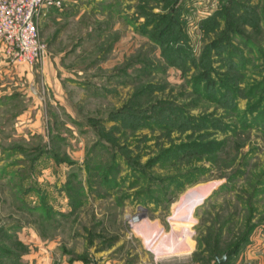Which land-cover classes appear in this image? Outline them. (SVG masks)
I'll return each mask as SVG.
<instances>
[{
  "label": "rangeland",
  "instance_id": "374dc122",
  "mask_svg": "<svg viewBox=\"0 0 264 264\" xmlns=\"http://www.w3.org/2000/svg\"><path fill=\"white\" fill-rule=\"evenodd\" d=\"M167 1L60 0L41 58L1 48L0 264H264L263 0H229L208 62L226 0ZM170 11L179 56L150 38ZM184 206L186 250L159 255L146 231L168 240Z\"/></svg>",
  "mask_w": 264,
  "mask_h": 264
},
{
  "label": "built area",
  "instance_id": "2783aa9c",
  "mask_svg": "<svg viewBox=\"0 0 264 264\" xmlns=\"http://www.w3.org/2000/svg\"><path fill=\"white\" fill-rule=\"evenodd\" d=\"M59 2L0 0V45L12 60L32 63L44 55V44L37 31L38 20L45 9Z\"/></svg>",
  "mask_w": 264,
  "mask_h": 264
},
{
  "label": "trees",
  "instance_id": "16d2710c",
  "mask_svg": "<svg viewBox=\"0 0 264 264\" xmlns=\"http://www.w3.org/2000/svg\"><path fill=\"white\" fill-rule=\"evenodd\" d=\"M167 5L165 3V6L168 7L169 5H173L174 1H167ZM229 0L226 1H221L220 3V8L216 9L214 13H211L209 15H207L205 18L202 19V21L200 22V28H202L203 30H213L216 27V24H218L217 21V16L221 17L224 19V29H222L219 33L218 36L214 39L211 40L210 42H208L205 50L203 51V55L205 56V61H207V55L210 51V49H212L213 51H215L216 53H221L223 52L224 48H225V44H223L222 42V38L229 32L232 30H235L237 28H235L236 26H233V24H237V21L234 20V18H232L234 15L233 13H231L230 10H232V1L231 4L229 3ZM252 8L250 7V5L245 6V10L244 14L252 17L251 19H253V17L257 16L255 14V10H251ZM261 13L264 16V0H263V4L261 7ZM175 14V13H174ZM174 15L172 14V12H167L166 14L162 15L160 18L161 21H159V23L157 25L154 26L155 29H158L159 32L156 33H150V38L159 44H164V46H166V49L168 51L174 52L173 51V47H175L174 43L177 41V37L178 39H181L184 44L181 45V48L183 49L182 52H178L176 51V53L178 54L177 56H179V53H185V52H190L189 46L188 44L184 41V37L182 34H175V37H172L173 42L171 41V39H169L170 37H167L166 39H164L161 34H164L163 36L166 37V35H171L173 32H175V29L173 27H175V22H174ZM238 30V29H237ZM236 32V31H235ZM169 46V47H167ZM178 47V46H177ZM171 48V50H170ZM179 50V47L177 48ZM175 53V52H174ZM181 58L185 59L188 57V55H181ZM193 58V57H192ZM226 60L228 61V68H231V70H233L235 67L233 66V63L230 61V58H228V56H225ZM186 60V59H185ZM209 61V60H208ZM207 61V62H208ZM208 64L206 65L207 69H203L200 73H198L197 75H195L194 80H195V84L199 85L200 83L204 82V87L206 88H210L213 85V78L211 77V75L209 74L208 70ZM226 80H229V77H224ZM231 250H228V252H226L225 254L229 256V254L231 253ZM223 264V263H222Z\"/></svg>",
  "mask_w": 264,
  "mask_h": 264
},
{
  "label": "bare ground",
  "instance_id": "6f19581e",
  "mask_svg": "<svg viewBox=\"0 0 264 264\" xmlns=\"http://www.w3.org/2000/svg\"><path fill=\"white\" fill-rule=\"evenodd\" d=\"M186 214L187 208L184 206L178 214V218L174 224L175 229L173 230L172 234L169 236L168 240L167 237H163L158 235L154 229H149L146 231V235L150 236L152 239V243L158 245L161 249L159 255H163L166 253L171 252H182L187 248L186 236H187V226H186ZM177 226L180 227L177 230ZM177 236H180L179 238ZM179 254V253H178Z\"/></svg>",
  "mask_w": 264,
  "mask_h": 264
},
{
  "label": "crops",
  "instance_id": "0c3cea01",
  "mask_svg": "<svg viewBox=\"0 0 264 264\" xmlns=\"http://www.w3.org/2000/svg\"><path fill=\"white\" fill-rule=\"evenodd\" d=\"M51 7H53V6H50L49 8L45 9V10H44V13L48 12V11L50 10ZM44 13H43V14H44ZM43 14H42V15H43ZM40 18H41V17H40ZM1 51H2V50H1V45H0V62L2 63V62H4V59H6V58H5V56L2 55V52H1ZM92 257L95 258L97 264H113V263H114L113 261H111V260L109 259V257H107V256L104 255V254H103V256H102V255H100V256H95V255L93 254ZM115 264H120V263L117 262V263H115Z\"/></svg>",
  "mask_w": 264,
  "mask_h": 264
},
{
  "label": "water",
  "instance_id": "95a60500",
  "mask_svg": "<svg viewBox=\"0 0 264 264\" xmlns=\"http://www.w3.org/2000/svg\"><path fill=\"white\" fill-rule=\"evenodd\" d=\"M226 256L225 255H222L220 258H217V261L218 262H224ZM90 264H97L96 260L94 257H92L91 261H90Z\"/></svg>",
  "mask_w": 264,
  "mask_h": 264
}]
</instances>
